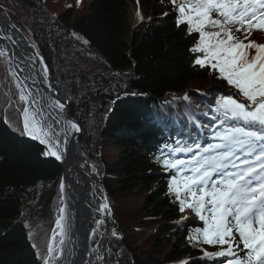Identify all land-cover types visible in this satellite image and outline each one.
<instances>
[{
  "label": "trees",
  "instance_id": "16d2710c",
  "mask_svg": "<svg viewBox=\"0 0 264 264\" xmlns=\"http://www.w3.org/2000/svg\"><path fill=\"white\" fill-rule=\"evenodd\" d=\"M15 5L26 23L15 26L44 60L51 85L81 125L77 143L111 206L117 235L107 244L112 257L120 248L117 264H227L223 257H204V251H219L218 245L189 239L203 222L181 221L190 209L180 211L169 190L176 173L163 166L165 158L186 157H169L163 147L212 143L219 121L211 110L237 90L217 70L193 66L194 40L185 26L177 27L171 0H16ZM129 5L141 20L132 18ZM0 14L12 21L1 7ZM72 33L88 42L87 49L68 50ZM250 39L264 44V31L252 32ZM10 75L4 54L0 264H44L61 205V168L23 133L22 104L3 89ZM152 226L148 243L139 245L138 235Z\"/></svg>",
  "mask_w": 264,
  "mask_h": 264
},
{
  "label": "snow or ice",
  "instance_id": "6c2138e0",
  "mask_svg": "<svg viewBox=\"0 0 264 264\" xmlns=\"http://www.w3.org/2000/svg\"><path fill=\"white\" fill-rule=\"evenodd\" d=\"M171 3L177 12V27L185 26L187 35L193 37L189 49L193 66L217 70L219 78L237 90V96L220 97L211 110L212 119L219 121L213 134L215 142L181 146L177 141L173 151L190 154L189 158L163 160V166L176 173L169 190L175 194L181 212L190 209L203 222L189 239L220 247L216 252L204 251V257H223L227 264H264V44L250 39L252 32L264 31V0ZM30 96L31 92L21 90L19 99L27 102L22 109L23 133L47 145L46 156L61 160L53 150L61 141L49 122L52 117L34 97L29 102ZM55 104L61 110L65 107L59 100ZM69 123L79 131L74 122ZM60 188L63 192V183ZM98 210L107 212L110 208L105 203ZM55 226L61 238L56 241L54 230L44 264H49V259L62 264L65 258L64 238L70 225L61 215ZM112 235H117L115 230Z\"/></svg>",
  "mask_w": 264,
  "mask_h": 264
},
{
  "label": "water",
  "instance_id": "95a60500",
  "mask_svg": "<svg viewBox=\"0 0 264 264\" xmlns=\"http://www.w3.org/2000/svg\"><path fill=\"white\" fill-rule=\"evenodd\" d=\"M0 21L4 24V26L10 29L16 46L33 63L36 69L38 96L43 102L46 113H50L52 117V120L49 122L53 124V128H67L64 133L66 134V143L62 151V155L65 157L63 158L62 156L61 160H57L54 156H48L53 158L61 168L60 185L64 180H67L72 185V193H70V196L66 198L67 202L64 200L63 192H61L60 188L62 201L60 208H64L65 220L70 225L67 236L68 238L73 237V250L76 253H83L86 257L90 253L91 230L89 229L92 228H88L81 222L80 215L84 214V211H89L93 215L97 216V218H95V223L99 219L103 221L104 233H102V235L97 234L99 236L98 243L101 242V244L106 246V230H113L111 223L108 222V215H111V208L106 198L105 187L96 172L90 169L88 161L85 157H83L77 145L76 140L81 134V125L78 120L70 114L67 104L58 98L56 91L52 88L48 77L47 66L45 65L43 59L32 49L29 41L21 30H19L11 22L5 20L1 14ZM56 100H59L65 105L63 110L56 106ZM56 120H58L59 123H55L54 121ZM69 122H74L78 126L79 131L71 128V124ZM61 124H64L65 126H62ZM105 203L109 205L110 211L106 212L104 210H98L100 209V206ZM62 214L63 213L60 212V216ZM105 220L107 221L106 224L104 223ZM107 224L109 227H107ZM70 246L71 243L69 240V242L67 241L65 245V260L68 259L67 257L69 256Z\"/></svg>",
  "mask_w": 264,
  "mask_h": 264
},
{
  "label": "bare ground",
  "instance_id": "6f19581e",
  "mask_svg": "<svg viewBox=\"0 0 264 264\" xmlns=\"http://www.w3.org/2000/svg\"><path fill=\"white\" fill-rule=\"evenodd\" d=\"M0 25H1V23H0ZM0 39L3 40L2 41L3 42V48L8 55L11 70H12L13 74L15 75V77L17 78V80L19 81V83L22 87V90L25 93H28V92L32 93V96H30L28 98L29 102L34 97L35 101L38 103V105L43 106V102L40 99V97L38 96V84H37L38 81H37V76H36L37 73H36V69H35L33 63L19 50V48L16 46L14 38H13V40L8 39L6 36H4L2 33H0ZM61 125L65 126L64 124H61ZM54 129H55V131H57L60 134L59 138H60L61 143H60L58 148H54L53 150L58 151V153L61 155V157L63 156V158H64L65 156L62 155V151H63L64 146H65L66 134H64V133L66 132L67 128L54 127ZM44 146L48 150V146L47 145H44ZM62 183L64 184L63 198L66 201V198H68V196H70V193H72V185L67 180H64ZM84 212H85L84 214L80 215L81 216L80 220L88 228H92V229H89V230H91L90 234L92 237L94 232L97 233L98 231L102 230L100 228L101 223L100 224H98L97 222L95 223V218H97L96 215H93L89 211H84ZM62 215L65 217L64 213ZM99 221H101V220L99 219ZM106 222L107 221L105 220L104 223L106 224ZM108 222L111 223L112 229L116 231V227L114 226V221L112 220L111 215H108ZM107 227H109L108 224H107ZM54 230L57 233L56 237L61 238L59 235V230L56 229V226L54 227ZM113 230H111V231L106 230V233H107L106 237L107 238L110 235H112ZM103 236H102V238H103ZM52 237H53V235H52ZM52 237H51V241L48 242V244L53 242ZM72 238L73 237L68 238V236H65V238H64L65 239V245H66V242L67 241L69 242V240H70L71 246L69 249V256L67 257L68 259L67 260L63 259L62 264H86V262H88V264H116L112 260L111 251H110L109 247H106L104 244H101V242H99L97 245H92V246L90 245V253L85 257L83 253L82 254L80 252L76 253L73 250L74 247H73V243H72ZM67 239H69V240H67ZM56 241L58 242L59 240L56 239ZM56 246L58 247V243ZM98 257H102V259H98ZM49 264H55V261H53L51 263L49 262Z\"/></svg>",
  "mask_w": 264,
  "mask_h": 264
},
{
  "label": "rangeland",
  "instance_id": "374dc122",
  "mask_svg": "<svg viewBox=\"0 0 264 264\" xmlns=\"http://www.w3.org/2000/svg\"><path fill=\"white\" fill-rule=\"evenodd\" d=\"M57 2V1H56ZM15 3H16V0H1V2H0V7L6 12V14H8L10 17H11V19H12V21H10L9 19H7V18H5L4 16H2L5 20H7V21H9V22H11L13 25H15L14 23L16 22V23H20L21 25H25L26 23H25V21H24V19H22V17L24 16L21 12H23L22 10H20V12H19V10L16 8L17 7V5H15ZM54 7L56 8V6L54 5ZM56 9H58V8H56ZM134 9H135V7L133 6V5H129V10H130V13H131V16H132V18L134 19L135 17L137 18V16H138V14H137V12L136 11H134ZM24 13V12H23ZM1 23V22H0ZM26 26V25H25ZM17 27V26H16ZM18 28V27H17ZM19 29V28H18ZM20 30V29H19ZM26 31L28 32V29H27V27H26ZM8 32L11 34V31H10V29L9 28H6V26H4V24L3 23H1V25H0V33H2L4 36H6L8 39H11V40H13V37L12 38H10L9 37V35H8ZM22 33H23V31H22ZM29 34V33H28ZM12 36V35H11ZM28 40V39H27ZM3 40L2 39H0V51H2L5 55H6V52H5V50H4V48H3V42H2ZM70 42H69V45L67 46V48H68V50H70V49H73L74 47H80V48H82V49H87V45L84 43V40L83 39H81L77 34H75V33H72L71 34V38H70V40H69ZM73 51V50H72ZM48 69V68H47ZM7 70H8V72H10V76H8V79H9V81L10 82H8V83H4V86H3V89L7 92V95H8V97H13V100H12V102L13 103H15L16 104V102L18 101L20 104H22V109L24 108V107H26L27 106V102H20L19 100V96H20V93H21V90H22V87H21V85H20V83H19V81L17 80V78L15 77V75H13L12 73H11V66H10V62H9V60H7ZM48 77H49V80H50V72H49V69H48ZM5 82H7V79L6 80H4ZM77 89H81V86H79L78 84H75L74 85ZM22 109H21V121H22ZM70 112V111H69ZM71 114V113H70ZM21 126H22V123H21ZM22 131H23V129H22ZM212 138H213V136H212ZM44 149H45V151L47 150V148L44 146ZM79 149H80V147H79ZM81 150V149H80ZM48 151V150H47ZM167 152H170V153H172L173 155H176V154H179V153H183V152H178V151H173V149H171V148H169L168 149V151ZM81 153L83 154V152H82V150H81ZM83 156H84V154H83ZM85 157V156H84ZM85 159L86 160H88L86 157H85ZM103 183V182H102ZM104 185V184H103ZM105 187V186H104ZM123 210V209H122ZM123 211H125V210H123ZM111 216H112V212H111ZM59 217H57L56 219H55V221H54V223H53V228L55 227V222H56V220L58 219ZM195 218H196V216H195V214H193V213H190L189 211L185 214V216L181 219V221H185V223L186 224H189V223H194L195 222ZM101 226H103V224L101 225ZM103 228H104V226H103ZM154 229H155V226H152V227H149V228H147V229H145L144 231H142V232H144L143 234H141V235H138V237L136 238L137 240H138V244L139 245H146L147 243H148V241H149V239H148V236H149V234H151L153 231H154ZM102 231V230H101ZM98 231L99 233H97V234H99V235H101L102 233H104V231ZM96 234V233H95ZM93 235V237L94 236H96V235ZM92 237V238H93ZM57 240H59V238L57 239ZM242 247V246H241ZM120 255V248L118 249V250H116V252H115V255H114V257H112V260H114V262L115 263H117V257ZM240 255L241 256H243L244 255V253L242 252V253H240ZM52 262V261H51Z\"/></svg>",
  "mask_w": 264,
  "mask_h": 264
}]
</instances>
